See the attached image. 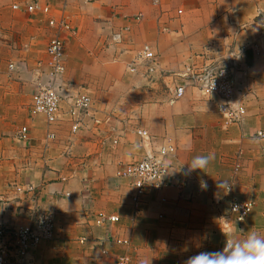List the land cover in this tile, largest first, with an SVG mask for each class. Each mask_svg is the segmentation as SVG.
Listing matches in <instances>:
<instances>
[{"label": "crops", "instance_id": "0c3cea01", "mask_svg": "<svg viewBox=\"0 0 264 264\" xmlns=\"http://www.w3.org/2000/svg\"><path fill=\"white\" fill-rule=\"evenodd\" d=\"M34 1L75 28L63 33L55 122L30 112L39 80L49 79L46 47L55 33L46 14L23 9ZM260 10L264 0H0V222L12 230L34 224L40 213L54 219L53 237L32 249L28 264H121L125 253L127 264H185L200 252L222 251L228 235L264 238V137L256 136L264 130ZM145 43L156 55L153 72L138 57ZM234 56L242 120H229L217 94L194 86L170 102L175 71ZM83 94L91 107L75 113ZM22 125L26 142L15 137ZM137 129L148 130L150 141ZM165 143L174 147L167 159L182 186L148 192L135 215L130 180L116 172ZM197 155L213 158L203 170H189ZM245 199L254 202L245 220L229 219L231 202ZM100 211L120 220L98 225ZM116 238H129L130 246Z\"/></svg>", "mask_w": 264, "mask_h": 264}, {"label": "built area", "instance_id": "2783aa9c", "mask_svg": "<svg viewBox=\"0 0 264 264\" xmlns=\"http://www.w3.org/2000/svg\"><path fill=\"white\" fill-rule=\"evenodd\" d=\"M157 3L159 0H153ZM17 9L22 6L13 5ZM29 12L37 10L47 15L48 24L55 28V33L47 41L46 52L48 53V76L49 79L39 80L36 92L32 96L31 115L43 114L49 122H55L60 117L59 92L60 80L65 71V36L66 33L73 32L74 26L70 20L63 14H56L49 4H43L34 1L23 7ZM258 24L262 28L264 35V12L260 10L258 14ZM116 41L121 40V32L114 34ZM257 46V45H256ZM139 58L145 59L149 63L148 70L153 72L155 53L149 44H144L138 54ZM12 66V64H10ZM134 70V67H131ZM238 67L237 56L225 63H207V64H185L182 68L174 72L177 83L170 98V102L181 98L189 86H194L205 94H217L221 98L219 110L224 113L229 120L239 121L246 114V108L237 100L238 90ZM43 74V73H42ZM91 107V97L87 94L79 95L74 100L73 112L81 113L88 111ZM80 122H76L73 130L80 128ZM144 142L151 139V134L146 129H137ZM256 136L264 137V130H257ZM15 137L22 142L29 139V128L22 125ZM174 147L165 143L157 150L150 151L144 157L122 163L117 170V176L125 177L130 180L132 187V202L135 207V215L142 212L143 205L147 202L148 192H163L169 187H181L179 178H175L170 171L168 155ZM1 199V198H0ZM162 201L166 198L162 195ZM254 202L249 199L233 200L230 204L228 218L234 222L242 223L251 212ZM120 220L117 214H109L100 211L96 216V223L110 225ZM227 231H230V225H227ZM54 235V219L51 213H40L37 215L34 224L20 225L16 229H9L4 223L0 222V264H28V256L32 249L42 241L51 239ZM85 238H82L83 241ZM118 243L130 246L129 238H116ZM226 241H234L228 235L222 242L224 247ZM205 252V251H203ZM130 261V255L125 253L121 256V264H127Z\"/></svg>", "mask_w": 264, "mask_h": 264}, {"label": "clouds", "instance_id": "9594fccd", "mask_svg": "<svg viewBox=\"0 0 264 264\" xmlns=\"http://www.w3.org/2000/svg\"><path fill=\"white\" fill-rule=\"evenodd\" d=\"M211 155L194 156L189 170H203L209 163ZM201 187L206 184L201 181ZM185 264H264V238L251 232L243 241H226L222 251L200 252L189 257Z\"/></svg>", "mask_w": 264, "mask_h": 264}, {"label": "rangeland", "instance_id": "374dc122", "mask_svg": "<svg viewBox=\"0 0 264 264\" xmlns=\"http://www.w3.org/2000/svg\"><path fill=\"white\" fill-rule=\"evenodd\" d=\"M143 45H144V44H143ZM234 57H235V56H234ZM234 57H232V60L234 59ZM217 63H218V62H217ZM227 186H228V185H227ZM227 186H226V187H227ZM230 187H231V186H228L227 188L230 189ZM226 228H227V227H226ZM227 232H228V231H227Z\"/></svg>", "mask_w": 264, "mask_h": 264}]
</instances>
